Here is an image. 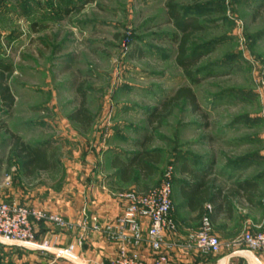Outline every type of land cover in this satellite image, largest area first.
Listing matches in <instances>:
<instances>
[{
  "label": "rangeland",
  "instance_id": "obj_1",
  "mask_svg": "<svg viewBox=\"0 0 264 264\" xmlns=\"http://www.w3.org/2000/svg\"><path fill=\"white\" fill-rule=\"evenodd\" d=\"M165 1L0 0V58L12 66L14 96L12 108L0 103V126L25 142L49 144L58 160L52 171L24 176L0 129V201L64 213L74 185L95 183L97 168L108 180L113 151L129 155L148 136V148L161 159L150 177H136L124 190L158 186L193 152L209 150L221 162L263 149L264 0H174L202 25L188 44V53L198 56L196 82L174 61ZM79 86L91 116L86 129L68 119ZM180 86L192 89L204 116L180 100L153 129L147 113ZM230 126L231 150L216 142ZM34 230L37 236L52 227L36 222ZM34 252L0 242V264H51Z\"/></svg>",
  "mask_w": 264,
  "mask_h": 264
},
{
  "label": "crops",
  "instance_id": "obj_2",
  "mask_svg": "<svg viewBox=\"0 0 264 264\" xmlns=\"http://www.w3.org/2000/svg\"><path fill=\"white\" fill-rule=\"evenodd\" d=\"M233 127L223 128L222 137L216 140L217 143H227L225 148L230 150L231 146H234L230 142L235 133L228 134L227 131ZM239 144L241 145L240 142L238 146ZM262 150L258 154L243 151L244 155L221 162L213 159L209 150L203 154L193 152L188 159L183 157L184 155L178 159L173 168L171 194L175 232L165 237L166 242L170 244V264H264L260 252L249 251L242 245L223 247L217 254L204 253L184 246L187 234L200 226L199 209L202 206L210 207L208 213L212 232L221 242H230L244 229L253 232L259 229L263 218L264 193ZM113 153L114 156H120L115 150ZM129 156L130 154L120 157L127 159ZM112 159L109 161L112 175L108 180L107 176L97 168L91 176L98 177L95 183L74 185L75 189L69 191L71 195H67L63 201L65 209L64 213H60L63 217L78 224L89 214H96L99 223L105 224L116 216L119 205L111 193L123 189L124 185L139 176L136 174L129 182L121 181L117 169L110 166ZM259 163H262L261 169L258 168ZM200 182L203 183L202 186L199 185ZM143 226H146L145 222ZM51 227L52 231L45 234L37 232V238L55 237L57 244L67 245L78 242L77 237L81 235L78 226L73 231H65L54 225ZM115 249L116 245L107 242L103 234L92 233L82 239L81 244L76 246L75 252L82 259L95 262L111 258ZM34 253L46 256L52 260L51 264L57 262L51 253L45 254L40 251ZM140 257L145 264H150L156 255L148 248H141Z\"/></svg>",
  "mask_w": 264,
  "mask_h": 264
},
{
  "label": "built area",
  "instance_id": "obj_3",
  "mask_svg": "<svg viewBox=\"0 0 264 264\" xmlns=\"http://www.w3.org/2000/svg\"><path fill=\"white\" fill-rule=\"evenodd\" d=\"M264 160V147L262 150ZM173 168L170 167L158 186L145 192L116 190L111 193L119 205L116 216L100 224L96 214H89L78 224L59 213L28 208L14 201H0V242L24 249L51 253L54 259H63L70 264H145L140 249L148 248L156 257L150 264H170V244L165 240L173 235L175 224L172 218L171 199ZM263 218L257 231L244 229L230 242H221L212 232L206 206L200 218V226L187 234L184 246L204 253L217 254L223 247L242 245L249 251H258L264 258V193L262 197ZM44 222L65 231L81 230L78 242L57 244V238H37L34 223ZM145 222L146 226H143ZM92 233H101L107 242L116 245L114 255L107 260L87 261L75 252L82 239Z\"/></svg>",
  "mask_w": 264,
  "mask_h": 264
},
{
  "label": "trees",
  "instance_id": "obj_4",
  "mask_svg": "<svg viewBox=\"0 0 264 264\" xmlns=\"http://www.w3.org/2000/svg\"><path fill=\"white\" fill-rule=\"evenodd\" d=\"M166 18L174 27L175 32L170 34L171 42L175 45L174 61L181 69L182 74L190 82H196L193 67L197 62V53H188V44L194 33L202 29V25L197 21L196 17L182 14L174 0H166L164 3ZM78 10V9H77ZM68 9H66V12ZM13 69L10 63L0 58V103L5 109L12 108L14 104V96L9 86ZM80 100L76 109L68 115V119L81 128L86 129L91 121V116L85 107V96L82 88L77 87ZM184 100L187 102L190 112L204 116L201 114L196 96L192 89L188 86L178 87L171 95L166 97L159 105L152 108L147 113V123L154 129V124L160 125L165 117L172 111L173 105ZM8 136L5 144L9 145L8 153L14 155L19 162L22 173L26 177L33 176L38 171H52L57 167L58 160L49 144H31L25 142L20 135L0 126ZM150 137L136 142L138 147L136 151L130 154L127 159L120 156H114L110 162V166L117 169L118 177L123 182H129L134 179L135 175L142 179H146L153 174L154 166L159 163L161 155L156 150L148 148ZM199 185H203L200 182ZM124 190V189H119ZM190 201V199H189ZM200 218L205 212V208L200 207ZM63 260V259H62ZM65 262V260H64ZM54 264H63L58 260ZM65 264H70L65 262Z\"/></svg>",
  "mask_w": 264,
  "mask_h": 264
},
{
  "label": "water",
  "instance_id": "obj_5",
  "mask_svg": "<svg viewBox=\"0 0 264 264\" xmlns=\"http://www.w3.org/2000/svg\"><path fill=\"white\" fill-rule=\"evenodd\" d=\"M10 246H14V244H11Z\"/></svg>",
  "mask_w": 264,
  "mask_h": 264
}]
</instances>
